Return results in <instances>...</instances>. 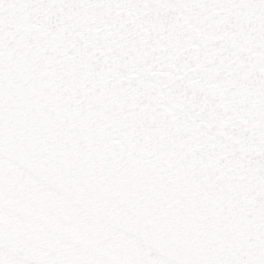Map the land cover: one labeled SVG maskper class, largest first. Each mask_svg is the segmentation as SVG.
Masks as SVG:
<instances>
[{
	"label": "snow or ice",
	"instance_id": "snow-or-ice-1",
	"mask_svg": "<svg viewBox=\"0 0 264 264\" xmlns=\"http://www.w3.org/2000/svg\"><path fill=\"white\" fill-rule=\"evenodd\" d=\"M0 264H264V0H0Z\"/></svg>",
	"mask_w": 264,
	"mask_h": 264
}]
</instances>
